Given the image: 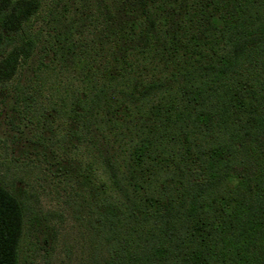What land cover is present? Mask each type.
Wrapping results in <instances>:
<instances>
[{
  "label": "trees",
  "instance_id": "trees-1",
  "mask_svg": "<svg viewBox=\"0 0 264 264\" xmlns=\"http://www.w3.org/2000/svg\"><path fill=\"white\" fill-rule=\"evenodd\" d=\"M1 118L89 264H264V0H0ZM44 218L0 183V264Z\"/></svg>",
  "mask_w": 264,
  "mask_h": 264
},
{
  "label": "rangeland",
  "instance_id": "rangeland-1",
  "mask_svg": "<svg viewBox=\"0 0 264 264\" xmlns=\"http://www.w3.org/2000/svg\"><path fill=\"white\" fill-rule=\"evenodd\" d=\"M6 134L7 128L1 118L0 142ZM16 156L18 160L13 159ZM23 161L17 150L11 151V148L0 144V183L21 189L24 199L46 219L43 230L46 243L41 241L44 235L40 233L34 236L32 233L24 234L18 245L19 264H89L91 248L86 231L75 215L67 207L59 205L41 181L31 175L30 170L22 165Z\"/></svg>",
  "mask_w": 264,
  "mask_h": 264
}]
</instances>
